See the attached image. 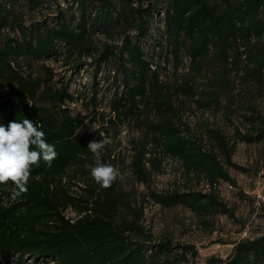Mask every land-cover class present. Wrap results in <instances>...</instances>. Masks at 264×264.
Returning a JSON list of instances; mask_svg holds the SVG:
<instances>
[{"label": "trees", "instance_id": "1", "mask_svg": "<svg viewBox=\"0 0 264 264\" xmlns=\"http://www.w3.org/2000/svg\"><path fill=\"white\" fill-rule=\"evenodd\" d=\"M16 1L0 0V82L8 88L6 94L0 95L3 126L32 120L45 133V140L55 146L57 156L50 166L43 159L39 166H32L28 191L16 199L12 198L15 186L11 182L0 184L1 261L9 264L16 256L18 264L28 258L36 259L33 264H147L144 240H151L152 235L142 223L143 206H137L129 192L117 188L116 181L109 188H101L94 181L88 167L95 166L93 154L86 140L77 134L82 122L72 117L68 108L52 111L40 104L42 79L22 73L21 58L51 57L59 42L66 45L70 57H96L97 31L110 34L121 28L125 35L122 48L113 51L106 46L99 59L113 58L122 69L126 87L114 98L113 111L120 118L138 110L143 102L149 111L159 113L135 148L131 162L134 176L149 184L152 172L147 164L157 167L161 155L177 158L184 174L198 175L207 182L208 190L161 194L152 191L150 197L163 206L183 205L197 214L234 215L216 192L219 182L234 183L227 168L237 167L232 158L234 146L221 129L210 128L207 137L217 147L207 148L206 136L198 138L185 132L176 120L177 107L167 83L161 79L159 64L154 55L146 56L141 44L150 32L152 4L144 8V4L136 5L133 0H98L96 12L88 14L87 0H75L82 10L76 27L64 21L45 33L36 28L29 35L11 9L10 3ZM30 2L37 7L43 0ZM166 2L163 32L176 60L186 49L193 65L200 68L212 52L213 58L228 69L230 65L237 66L245 54L247 74L262 80L264 0ZM9 25L19 28L21 40L5 39ZM134 30L139 36L136 40L130 34ZM181 89L193 93L195 87L187 80ZM45 91L61 105L74 100L66 87ZM263 136L262 132L242 134L248 142L261 141ZM218 152L224 155L225 162ZM67 210L75 215L67 217ZM157 247L158 252L166 254L161 264H172L171 241ZM206 264H264V235L240 241L227 259L211 257Z\"/></svg>", "mask_w": 264, "mask_h": 264}, {"label": "rangeland", "instance_id": "2", "mask_svg": "<svg viewBox=\"0 0 264 264\" xmlns=\"http://www.w3.org/2000/svg\"><path fill=\"white\" fill-rule=\"evenodd\" d=\"M133 1L136 5L144 4V8L153 5L150 32L141 39V44L146 56L154 55L159 64L161 79L167 83L177 107L175 118L181 128L198 138L206 136L207 148L217 147L208 139V130L219 128L234 146L232 158L237 167L227 166L234 183L221 181L216 185L220 200L228 205L233 216L220 212L197 214L183 205L163 206L150 197L152 191L161 194L175 190H208L207 182L198 175L184 174L177 158L161 155L157 167L147 164L152 172L149 184L141 183L134 176L131 162L135 148L142 141L149 123L157 119L159 113L149 111L143 102L138 110L120 118L112 109L114 98L126 87L122 69L111 57H103L100 62L99 59L106 46L113 51L122 48L125 35L121 28L110 34L96 32V57H70L66 45L59 42L57 52L54 51L51 57L21 58L22 73L42 79L40 104L52 111L68 108L70 115L82 122L77 134L87 144L92 140L99 141L100 133L112 140L102 150L101 162L105 156V164L119 170L117 188L129 192L137 206L144 208L142 223L152 235L151 240H144L147 264L164 261L166 254L158 252L157 246L167 240L171 241L172 264H206L211 257L227 259L238 242L264 235V136L255 142L242 137L245 133L264 134V77L258 80L247 74L245 54L237 66L230 65L228 69L213 58L212 52L208 53L200 68L193 65L186 49L176 60L163 32L166 0ZM87 4L88 14H94L98 0H87ZM10 6L18 22L27 27L29 35L36 28L45 33L64 21L76 27L82 11L75 0H43L37 7L30 0H17ZM130 34L134 40L139 37L136 30ZM9 37L21 40L23 35L18 27L9 25L5 29V39ZM260 41L264 42V38ZM187 80L195 87L193 93L181 89V84ZM65 87L74 100L62 105L44 94L46 88L56 91ZM7 92V86L0 82V95ZM0 126H3L1 111ZM219 154L225 162L224 155ZM92 162L96 164L94 155ZM35 260L28 258L24 264H33ZM0 264L5 263L0 260ZM9 264H18L17 257Z\"/></svg>", "mask_w": 264, "mask_h": 264}, {"label": "clouds", "instance_id": "3", "mask_svg": "<svg viewBox=\"0 0 264 264\" xmlns=\"http://www.w3.org/2000/svg\"><path fill=\"white\" fill-rule=\"evenodd\" d=\"M99 135V141L92 140L87 145L96 158L95 166L88 167L94 181L101 188H109L118 178L119 170L101 162L102 150L112 140L104 133ZM56 156L55 146L45 140V133L32 120L12 121L7 127L0 126V184L11 182L15 186L12 189L13 199L27 193L32 166H39L41 159L50 166Z\"/></svg>", "mask_w": 264, "mask_h": 264}, {"label": "built area", "instance_id": "4", "mask_svg": "<svg viewBox=\"0 0 264 264\" xmlns=\"http://www.w3.org/2000/svg\"><path fill=\"white\" fill-rule=\"evenodd\" d=\"M230 187L232 188V186H230ZM66 214H67V217H72V216L75 215V213L72 212L71 210H67V211H66Z\"/></svg>", "mask_w": 264, "mask_h": 264}]
</instances>
